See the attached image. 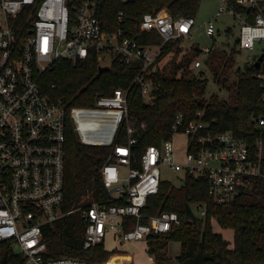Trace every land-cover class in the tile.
<instances>
[{
	"label": "built area",
	"instance_id": "obj_1",
	"mask_svg": "<svg viewBox=\"0 0 264 264\" xmlns=\"http://www.w3.org/2000/svg\"><path fill=\"white\" fill-rule=\"evenodd\" d=\"M219 1L218 16L229 12L241 22L239 50L253 51L256 41L264 39V0ZM234 4L257 9L255 22L236 12ZM117 18L123 27L110 33L97 16L95 0H0V264L11 253L23 264H101L49 256L45 228L77 213L85 223V250L103 244L108 236L131 243L146 240L152 233L167 234L180 224L177 213H143L148 198L159 193L164 167L181 178L190 175L208 181V195L219 205L242 196L253 179L264 178L262 139L251 145L231 131L214 132L201 111L184 130L183 116H177L171 138L138 156L133 150L137 138L132 124L127 127V142H116L129 122L127 90L98 97L90 107L51 101L41 86V75L60 60L77 62L93 53L100 67H110L117 56L127 65L140 62L142 70L133 85L142 90L147 103L155 101L158 86L151 74L164 44L144 46L140 38L157 31L164 43L185 39L196 27V17L173 18L163 8L144 13L134 30L126 27L130 16L125 11L118 12ZM205 24L207 35L213 37L214 20ZM106 57L111 58L108 65ZM203 64L202 58L194 63L196 68ZM258 78L264 87V73ZM69 122L82 144L111 148L99 170L109 197L65 212ZM257 122L262 129L264 119ZM177 136L184 143L176 144ZM122 166L127 168L126 175ZM194 206L197 217L206 216V205ZM132 220L134 227L126 230Z\"/></svg>",
	"mask_w": 264,
	"mask_h": 264
},
{
	"label": "trees",
	"instance_id": "obj_2",
	"mask_svg": "<svg viewBox=\"0 0 264 264\" xmlns=\"http://www.w3.org/2000/svg\"><path fill=\"white\" fill-rule=\"evenodd\" d=\"M95 3L104 30L113 33L123 27L117 18L120 11L130 16L126 27L134 30L144 13L163 8L173 18L196 17L200 0H134L128 4L123 0H95ZM234 8L236 12L245 14L249 22H255L257 9L247 10L238 4H234ZM227 35H232L231 28H228ZM182 41L177 39L164 43L157 31L144 33L140 38V44L144 46L164 44L162 56L151 74L158 86L153 103H147L142 90L133 85L142 64L135 61L127 65L121 56L115 57L109 69L102 73L94 53L77 62L60 60L41 75L40 83L51 101L68 107H90L98 97L113 96L118 89L127 90L129 122L122 126L116 142H127V127L132 124L137 138L133 150L138 156L147 147L161 146L171 138L177 116H183L181 130H184L199 111L203 112L204 121L211 125L214 132L231 131L251 145L257 139H262L264 143V126L260 129L257 122V118L264 119V87L258 78L264 73V59L260 67H256L257 60L264 53L254 55L244 69L238 68L234 72L235 81L230 84L227 70L235 67V56L240 52L239 39L231 50L211 49L200 68H196L194 63L204 56V50H196V59L189 57L184 54ZM212 79L221 89L231 92L228 100H219L216 96L205 99ZM110 151V147L82 144L73 123L69 122L65 156V212L108 199L99 170ZM179 180L177 185L162 181L159 193L149 197L143 208L146 216L175 212L180 219V224L173 226L167 234H150L146 239L149 255H155L159 263L167 261L166 249L170 242L176 241L181 244L177 257L180 264H264V178L253 179L249 190L223 205L210 199L209 183L205 179L187 175L185 178L179 176ZM93 185L94 198L87 193ZM194 203L206 205L205 217L195 215ZM214 219L222 228L233 231L232 243L214 231ZM134 225L132 220L125 229H132ZM44 236L51 257H78L101 264H122L124 259L112 256L118 250L107 251L104 243L91 250L84 249L85 223L80 213L48 225ZM2 264H23V261L11 253L3 258Z\"/></svg>",
	"mask_w": 264,
	"mask_h": 264
},
{
	"label": "rangeland",
	"instance_id": "obj_3",
	"mask_svg": "<svg viewBox=\"0 0 264 264\" xmlns=\"http://www.w3.org/2000/svg\"><path fill=\"white\" fill-rule=\"evenodd\" d=\"M220 6L219 0H200V4L198 7V11L196 14L197 25L194 28L193 32L185 37L182 41V47L184 49V54H187L189 57H195V53L197 49L205 50L213 49H227L231 50L234 46L235 42L240 38V31H241V22L229 12H225L224 14L217 15L218 8ZM210 19H213L216 25V33L213 37H210L206 33V22ZM228 28L232 29V35H227ZM264 53V39L256 41V48L253 51L244 50L240 51L235 56V67L234 69H228L227 72L230 75V84L235 81V74L234 72L240 68L244 69L245 64L249 62V56L254 57V55H260ZM202 62L204 63L205 58L209 55V53L203 54ZM111 62L110 57H106L105 63L108 65ZM203 66V65H202ZM209 86L207 89V93L205 95L206 100H210L212 96H216L219 100H228L231 92L226 89H221V86H218L216 83L213 82V79L209 81ZM176 144L180 145L184 143V138L182 136H177L175 139ZM122 171L126 175L127 168L126 166H122ZM163 181L171 184L177 185L180 183L178 174L173 173L167 167L163 168ZM95 187L90 186L87 190L89 196L94 198ZM194 209L196 206L193 207ZM196 211V209H195ZM197 215V214H196ZM220 224L216 219L213 220V229L216 233L219 232ZM233 236V232L231 233ZM228 235V236H226ZM230 241L233 240V237H229V233L224 234ZM117 241V240H116ZM112 236H108L104 242V248L108 251L113 250H121V251H129L130 243H117ZM147 241V240H146ZM142 242V241H137ZM136 243V242H132ZM180 243L179 242H172L170 245V263L171 264H180L177 257L180 253ZM116 250V251H117ZM135 250V264H150L149 262V254L143 252L142 250H138L136 246L134 247ZM137 257L139 258L136 261Z\"/></svg>",
	"mask_w": 264,
	"mask_h": 264
},
{
	"label": "crops",
	"instance_id": "obj_4",
	"mask_svg": "<svg viewBox=\"0 0 264 264\" xmlns=\"http://www.w3.org/2000/svg\"><path fill=\"white\" fill-rule=\"evenodd\" d=\"M233 231L232 230H229V229H224V228H222L221 226L219 227V232L218 233H220V234H222V236L224 237V239H226V240H228V241H230L227 237H225L224 236V234L225 233H229V237H233L234 238V234H233V236H232V233ZM226 236H228V235H226ZM115 240V239H114ZM116 241V240H115ZM142 242H137L136 241V243H130L131 245H130V248H129V251H121V250H119L117 253H115V254H113L112 256H121L122 258H124L123 259V261H122V264H135L136 262H135V250H134V247L136 246V248L138 249V250H142L143 252H146V254L148 253V245H147V241L146 240H141ZM117 243H120V242H118V241H116ZM231 243L233 242V240L232 241H230ZM172 244V242H170L169 243V245H168V247H167V249H166V254H167V256H168V259H167V261H165V262H163V263H159L158 261H157V259H156V257H155V255H149V257H148V259H149V262H150V264H169L170 263V259H171V257H170V252H169V249H170V245ZM180 246H181V244H180ZM108 251V250H107ZM180 252H181V248H180ZM180 255V253L178 254V256ZM111 256V257H112ZM110 257V258H111ZM151 257H153V259H151ZM109 258V259H110ZM138 257H137V259H136V261H138ZM109 261V260H108ZM107 263V262H106ZM106 263H102V264H106ZM173 263V262H172ZM171 263V264H172Z\"/></svg>",
	"mask_w": 264,
	"mask_h": 264
},
{
	"label": "water",
	"instance_id": "obj_5",
	"mask_svg": "<svg viewBox=\"0 0 264 264\" xmlns=\"http://www.w3.org/2000/svg\"><path fill=\"white\" fill-rule=\"evenodd\" d=\"M123 1H124L125 4H128V3L132 2L133 0H123ZM263 59H264V55L262 54V55L259 57V59L257 60V62H256V67H257V68L260 67L261 62L263 61ZM108 69H109L108 66H101V67L99 68V72L102 73V72L107 71Z\"/></svg>",
	"mask_w": 264,
	"mask_h": 264
}]
</instances>
